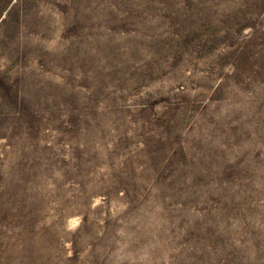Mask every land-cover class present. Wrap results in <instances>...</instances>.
<instances>
[{"label": "rangeland", "instance_id": "rangeland-1", "mask_svg": "<svg viewBox=\"0 0 264 264\" xmlns=\"http://www.w3.org/2000/svg\"><path fill=\"white\" fill-rule=\"evenodd\" d=\"M0 264H264V0H0Z\"/></svg>", "mask_w": 264, "mask_h": 264}]
</instances>
